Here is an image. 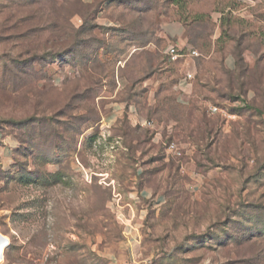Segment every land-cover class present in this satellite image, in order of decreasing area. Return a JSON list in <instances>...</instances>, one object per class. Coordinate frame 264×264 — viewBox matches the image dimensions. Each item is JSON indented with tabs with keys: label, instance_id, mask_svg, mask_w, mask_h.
I'll list each match as a JSON object with an SVG mask.
<instances>
[{
	"label": "rangeland",
	"instance_id": "1",
	"mask_svg": "<svg viewBox=\"0 0 264 264\" xmlns=\"http://www.w3.org/2000/svg\"><path fill=\"white\" fill-rule=\"evenodd\" d=\"M29 1L0 0V264H264V0ZM83 25L88 60L51 50Z\"/></svg>",
	"mask_w": 264,
	"mask_h": 264
},
{
	"label": "trees",
	"instance_id": "2",
	"mask_svg": "<svg viewBox=\"0 0 264 264\" xmlns=\"http://www.w3.org/2000/svg\"><path fill=\"white\" fill-rule=\"evenodd\" d=\"M30 1L28 3H34L35 2L33 0H30ZM39 1L40 0H37V2H39ZM82 6H85V4H82ZM86 6H89V5H86ZM36 10L39 12L44 10V15L46 13H55L59 10L58 2H57V0H51L49 5H47L45 7L43 5H40ZM32 16H33L34 20L36 21V23H38V25H34L35 27L29 28V29L21 30L18 34L19 37H23L24 35H27L30 32H33L35 30L36 31H39V30L44 31L46 29L45 26L40 23L41 21L37 17H35V15L32 14ZM46 16L48 17V14H46ZM28 20H29V16L27 15V17L23 21L26 23ZM57 29L59 30V28H57ZM63 31H64V33L61 35L63 39L61 40V42L60 41H58V42L54 41L55 44L52 43V45H50L51 50L53 52H56L58 54V56L59 55H67V54H73L74 56H76L77 54L79 55L81 52V54H82L81 58L83 60H86V59L88 60L89 55L92 53V51L95 47L94 45H95L96 38H93V29L90 27L85 28L84 25H83V27L78 28V29L74 28L73 29V31H74L73 36L75 39L73 40V42L70 45L65 43L66 38L64 39V37L68 31L65 30V28L63 29ZM83 33H88L89 34L88 38L82 37ZM45 45L47 47H49L48 43H46ZM50 54L51 53H49V55ZM75 94H77V93H75Z\"/></svg>",
	"mask_w": 264,
	"mask_h": 264
},
{
	"label": "built area",
	"instance_id": "3",
	"mask_svg": "<svg viewBox=\"0 0 264 264\" xmlns=\"http://www.w3.org/2000/svg\"><path fill=\"white\" fill-rule=\"evenodd\" d=\"M185 48H180L178 44H169L166 50V55L168 57V60L172 63L180 61L182 58H195L201 55L200 51L195 48H190L188 51H184ZM195 76L192 71H187L184 74H182V77L179 81L180 89L186 90L187 88H191L193 84ZM210 112L212 114H217L223 112L220 106L218 105H212L210 106ZM225 115L228 117H232L235 114L227 113L225 112ZM140 124L147 127L153 126V120L151 119H143L139 121ZM166 147L168 150L177 153L179 151L178 145L175 141L166 143Z\"/></svg>",
	"mask_w": 264,
	"mask_h": 264
},
{
	"label": "water",
	"instance_id": "4",
	"mask_svg": "<svg viewBox=\"0 0 264 264\" xmlns=\"http://www.w3.org/2000/svg\"><path fill=\"white\" fill-rule=\"evenodd\" d=\"M9 245V239L0 230V257L3 256L5 248Z\"/></svg>",
	"mask_w": 264,
	"mask_h": 264
},
{
	"label": "crops",
	"instance_id": "5",
	"mask_svg": "<svg viewBox=\"0 0 264 264\" xmlns=\"http://www.w3.org/2000/svg\"><path fill=\"white\" fill-rule=\"evenodd\" d=\"M88 1H91V0H88ZM168 47V46H167ZM166 50H167V48H166ZM166 50H165V53H166ZM121 108L119 107H117V108H115V110H120Z\"/></svg>",
	"mask_w": 264,
	"mask_h": 264
},
{
	"label": "bare ground",
	"instance_id": "6",
	"mask_svg": "<svg viewBox=\"0 0 264 264\" xmlns=\"http://www.w3.org/2000/svg\"><path fill=\"white\" fill-rule=\"evenodd\" d=\"M3 257V256H2ZM2 257H0V258H2Z\"/></svg>",
	"mask_w": 264,
	"mask_h": 264
}]
</instances>
